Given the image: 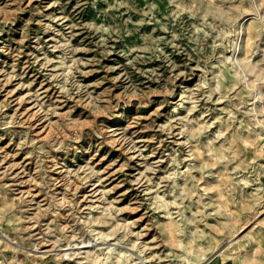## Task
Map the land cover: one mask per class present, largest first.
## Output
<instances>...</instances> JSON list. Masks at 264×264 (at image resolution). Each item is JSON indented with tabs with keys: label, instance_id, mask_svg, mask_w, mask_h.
<instances>
[{
	"label": "rangeland",
	"instance_id": "obj_1",
	"mask_svg": "<svg viewBox=\"0 0 264 264\" xmlns=\"http://www.w3.org/2000/svg\"><path fill=\"white\" fill-rule=\"evenodd\" d=\"M0 264H264V0H0Z\"/></svg>",
	"mask_w": 264,
	"mask_h": 264
},
{
	"label": "bare ground",
	"instance_id": "obj_2",
	"mask_svg": "<svg viewBox=\"0 0 264 264\" xmlns=\"http://www.w3.org/2000/svg\"><path fill=\"white\" fill-rule=\"evenodd\" d=\"M213 15H215V14H213ZM259 24H261V23H259ZM245 23H242L241 25H240V31H239V33H241V32H243L244 31V28H245ZM258 28H251V30H250V32H249V34H248V39H253V38H255L257 35L258 36H260L261 35V27L259 28V26H257ZM238 33V34H239ZM121 116V115H120ZM122 119V118H121ZM14 243V242H13ZM79 254V253H78ZM81 254V253H80ZM89 257V256H88ZM92 257V256H91ZM101 257V256H100ZM95 258H93V260H94ZM97 260H98V258H97ZM101 261V260H100Z\"/></svg>",
	"mask_w": 264,
	"mask_h": 264
}]
</instances>
